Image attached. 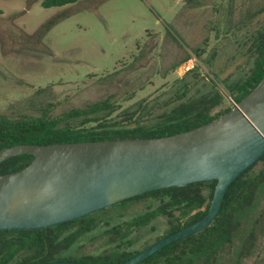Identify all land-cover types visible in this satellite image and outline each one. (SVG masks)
Listing matches in <instances>:
<instances>
[{
    "label": "rangeland",
    "instance_id": "374dc122",
    "mask_svg": "<svg viewBox=\"0 0 264 264\" xmlns=\"http://www.w3.org/2000/svg\"><path fill=\"white\" fill-rule=\"evenodd\" d=\"M41 1L0 0V117L57 116L107 98L110 122L142 123L214 90L223 100L213 112L231 107L228 87L252 67L264 25V0ZM144 208L133 203L124 217ZM263 211L264 187L249 212L254 247L239 264H264ZM156 225L140 243L161 235L165 219Z\"/></svg>",
    "mask_w": 264,
    "mask_h": 264
},
{
    "label": "trees",
    "instance_id": "16d2710c",
    "mask_svg": "<svg viewBox=\"0 0 264 264\" xmlns=\"http://www.w3.org/2000/svg\"><path fill=\"white\" fill-rule=\"evenodd\" d=\"M80 0H42L45 8L61 7ZM253 64L249 72L228 89L234 103L244 97L264 75V25L251 47ZM223 95H209L181 101L156 119L128 124L110 122L114 104L109 99L72 108L57 116L43 112L34 116L0 117V148L17 143L49 144L83 140H108L164 136L184 131L222 115L230 106L213 112ZM33 155L12 156L0 163V174L19 170ZM261 163L259 169L255 165ZM216 180L184 187H168L125 199L82 218L40 229H6L0 232V264H39L52 260H76L88 264H115L138 253L154 241L175 232L207 213ZM264 187V155L229 186L221 209L211 224L198 233L178 239L138 264H239L253 250L256 233L249 212ZM144 202L142 212L129 217L125 210ZM264 216V211L259 213ZM159 218L166 227L161 235L144 240L157 229ZM252 223L249 228L248 223ZM98 242L95 251L89 243ZM139 243V244H138ZM139 245L136 246V245Z\"/></svg>",
    "mask_w": 264,
    "mask_h": 264
},
{
    "label": "water",
    "instance_id": "95a60500",
    "mask_svg": "<svg viewBox=\"0 0 264 264\" xmlns=\"http://www.w3.org/2000/svg\"><path fill=\"white\" fill-rule=\"evenodd\" d=\"M22 154L33 155L32 161L0 174V232L53 227L146 192L216 180L206 214L115 263L138 264L208 227L231 183L264 155V75L222 115L184 131L154 137L17 143L0 148V163Z\"/></svg>",
    "mask_w": 264,
    "mask_h": 264
},
{
    "label": "built area",
    "instance_id": "2783aa9c",
    "mask_svg": "<svg viewBox=\"0 0 264 264\" xmlns=\"http://www.w3.org/2000/svg\"><path fill=\"white\" fill-rule=\"evenodd\" d=\"M190 66H186L184 70H182V72H184L185 70H187Z\"/></svg>",
    "mask_w": 264,
    "mask_h": 264
}]
</instances>
